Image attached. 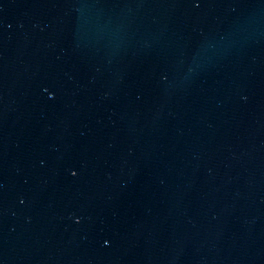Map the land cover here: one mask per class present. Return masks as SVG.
Masks as SVG:
<instances>
[{"label":"water","instance_id":"water-1","mask_svg":"<svg viewBox=\"0 0 264 264\" xmlns=\"http://www.w3.org/2000/svg\"><path fill=\"white\" fill-rule=\"evenodd\" d=\"M0 264H264V0H0Z\"/></svg>","mask_w":264,"mask_h":264}]
</instances>
